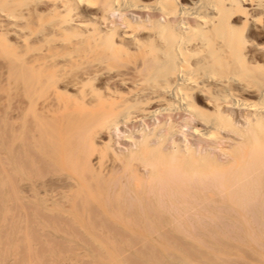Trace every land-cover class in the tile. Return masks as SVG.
Returning a JSON list of instances; mask_svg holds the SVG:
<instances>
[{"label":"bare ground","instance_id":"6f19581e","mask_svg":"<svg viewBox=\"0 0 264 264\" xmlns=\"http://www.w3.org/2000/svg\"><path fill=\"white\" fill-rule=\"evenodd\" d=\"M29 1L0 0V17L7 24V29L12 31L11 34L15 33L22 44L26 46L29 38L38 44L31 54V64L37 68L38 72L36 84L39 81V85L51 88L56 112L63 118V122L62 118L57 120L54 127L56 154H53L56 157L62 155L64 160L75 165L78 185L88 188L83 197L95 198L100 202L103 213L112 219L117 218L123 221L128 218L136 221L141 217L133 214L127 216V213L118 206L125 187L144 200H154L156 213L162 209L161 207L164 208L165 202L167 212L171 213L170 215L173 214L176 219L180 209L182 212L187 211L194 206L191 203L193 204L196 200L200 202L196 199L189 203L195 197L200 196L211 200L216 196L226 201L225 205L234 206L240 214L243 212L247 214L249 209L245 211L246 207L250 203L252 207H255L254 200L256 203V201L259 202L257 197L261 195L264 197V0H146V2L101 0L102 6L98 8L99 10L97 9V12L87 11L84 16L78 9L84 5L91 8L93 0H54L50 6L48 5L46 13L56 17L45 25L47 30L45 33L35 31L34 34L28 25L30 11L34 10L29 8ZM135 11H146L145 14H148L134 20L127 16L128 13H135ZM110 12L123 15L119 16V23L113 20L111 26L105 23ZM34 14L33 21L42 22L40 17L42 13L35 11ZM244 29L253 31L258 38H251L249 34H244ZM3 37L0 33V39L4 40ZM261 48L263 51L260 50ZM87 69L90 71L87 72ZM74 71H76L75 74H72ZM70 72L72 75L70 74L71 77L66 80ZM99 76L105 78L104 86L102 85L101 88L94 86V80ZM63 81L71 87L72 92L58 88V83ZM224 105L246 109V111L250 109L251 112L247 114L248 122L245 121L246 126L236 125L231 112L223 109ZM149 118L153 119H151L150 127L145 128L142 124L141 128L138 127L137 136H133L131 131L125 133L123 143L120 142V136L115 137L116 126ZM62 126L63 137L61 138ZM225 133H227L226 136H224ZM230 133H234L233 135L237 138L232 139ZM42 138L41 141H43ZM225 139L231 143L221 144L226 142ZM115 142H118V145L123 144L120 145L123 147L119 146V152L114 146ZM202 142L204 147L208 146L207 149L203 150V147L201 149ZM213 149L228 156V159L220 161L212 153ZM44 150L47 151V149ZM93 152L96 154L91 159ZM109 152H112L111 157L110 154L107 156ZM106 156L109 162L105 160ZM116 181L122 182L124 189H117L112 196H105L106 184H114ZM115 185L117 183L113 186ZM125 193L127 197L124 198L128 199L130 195L124 191ZM107 198L111 199L114 205L118 203L117 208L109 210L103 204L107 203L101 202L104 199L107 201ZM129 199L131 200V197ZM123 200V203H128ZM129 203L126 205L132 207L136 202ZM196 203L198 205V202ZM262 203L259 202L257 205L260 206V211L264 209L261 207ZM177 205H181V208H177ZM131 207L127 206L128 210L132 211L133 207ZM137 207V211L147 214L146 208L142 211L139 205ZM256 207L253 213L258 214L259 210ZM232 208H227V212L228 209L233 212ZM209 214L212 215V213ZM99 215L103 216L101 213ZM148 215L144 217V222ZM195 215L197 214L193 216ZM207 215L205 217L208 219ZM212 216L215 217V214ZM174 217L172 216V219ZM184 217L191 218L185 213ZM93 219L97 217H93L92 221ZM201 219L202 222H206L203 218ZM213 219H209V225ZM236 220L235 223H237ZM253 220L256 221V219ZM255 221L253 222L256 223ZM96 222L95 220L94 223ZM147 222L150 224L149 221ZM178 222L175 224L177 225ZM223 222L221 221L222 226L230 225L227 226ZM260 222L262 221L258 220V223ZM135 224L137 225V222ZM135 224L132 223V225ZM233 225L231 228L234 227ZM159 227H161L160 223ZM196 229L194 228L195 231ZM119 230L116 228V232ZM162 230L166 231V228L163 227ZM95 232L94 235H97ZM195 233L197 235V232ZM195 233L192 234L195 235ZM250 233L249 231L248 234ZM167 235L170 236L168 233ZM172 236L175 240L176 236ZM250 237H252L251 234ZM250 237L247 235V238L250 239ZM96 238H93L90 243L96 244L97 248L93 252L99 259L98 264H133L131 255H129L130 262L127 252L124 253L119 243L113 244L112 241L104 244ZM201 239L199 242H202ZM126 243L131 246L129 240ZM137 245H134L137 248H131L132 251L145 257H142L140 262L135 260L134 264H194L195 257L192 252L197 249V247L193 250L188 249L190 251L188 252L187 248L184 249L185 247L182 246L183 244L181 245L183 248L177 245L174 248L157 246V251L150 256L142 252L143 244L141 249ZM189 246L191 244L188 248ZM193 246L194 244L191 247ZM197 254L204 259V252ZM207 256L210 255H205V258L209 259ZM201 264H203L202 261Z\"/></svg>","mask_w":264,"mask_h":264},{"label":"rangeland","instance_id":"374dc122","mask_svg":"<svg viewBox=\"0 0 264 264\" xmlns=\"http://www.w3.org/2000/svg\"><path fill=\"white\" fill-rule=\"evenodd\" d=\"M52 1H54V0H51V1L50 0H36V1L30 0L29 1V3H28L29 8H34V10L37 13H42L40 15L42 22H38V21H33V20H35L33 18V15H35L34 14L35 11L34 10L30 11V14L28 16L30 22L28 25H29V28L31 29V31L33 32V34L36 32L45 33L47 31L45 25L50 23L53 20V18L56 17V15L52 16L51 13H46L47 7L50 6V3ZM143 1L146 2V0H143ZM84 6H82L78 9L80 14L83 16L87 13V11H96L97 12L99 10L98 8H101V6H102V1L101 0H93V6H91V8L89 6L88 7L87 6L84 7ZM145 12L135 11V13L134 12H132L131 14L128 13L127 16L131 17V19L134 20V19H138L141 16H145V15L147 16L148 13L145 14ZM110 13L111 14L108 13V15H109L108 19L110 18V20L107 19L105 23H108V26H111L113 24V21L119 23L120 17H122L123 15L120 16V14H118V12H113V13L110 12ZM140 13H142V14L140 15ZM0 20H1V17H0ZM7 28H8V26H7V24H5V21L1 20L0 33L3 34V36H4L3 38H5L4 39L5 41L3 39H0V45H1L0 46V264H74V263L75 264H82V263L83 264H98V263H100L99 259L96 258L97 256L93 252L94 249L97 248L96 244L94 242L90 243L91 241H93V238L95 239L97 237V235H98V237L96 239L100 240L104 244L107 242H112V241H113L112 242L113 244L119 243V245L122 246L124 253L127 252L126 255L128 257H129V255H131L132 262L134 261L133 264L136 263V261L140 262V260H142L141 258L145 257V256H142V255L137 254L136 252L132 251L131 248H137L136 246L134 247V245L135 244L137 245L138 243H139L138 244L139 246L137 245L138 248H140L143 244V246H142L143 251L142 252H144L150 256L152 255V253H155L157 251L156 250V249H158L157 246H160V247L166 246V247H173L174 248L177 245V247H180V248H183V247H185L184 249L187 248L186 250H188V249L193 250V249H196V247H197V249L200 252H197L198 251L197 249H196V251L194 250V252H192V253H194L193 255H194L195 259L197 260V262L195 259H193L194 257L191 255V258L193 259L194 264H196V263L201 264V261L203 264H209V263L210 264H213V263L214 264L215 263L216 264H251V263L252 264H260L261 262H262L261 264H264V260H263L264 259V214H263L264 209H261V211H260V206H257L259 204V202L262 203V200H263L261 207L262 208L264 207L263 206L264 205V197H262L263 195H261V197L259 196L260 198L257 197L258 198L257 200H259V202L256 201L257 204L254 203L255 200H254V202L252 201L253 205L255 204V207L257 206L256 209L259 210L258 214L253 213L254 212L253 209L255 207L254 206L252 207V203H250L249 206L246 207L247 209H245V211L249 209L248 212H246L247 214H245L244 212H243V214H240L234 206H232V205L230 206L228 204L225 205L226 201H224L223 199H219L218 197L214 196L213 197L214 200L213 199L208 200V199H204V198L199 196V197H197V198L195 197L194 199L189 201V203H191V202H193V200L199 199L200 202L198 200H196V202H198V205L194 201L195 204L191 203V205H194L193 207H191V209H187V211L184 210L183 212L180 209L179 213H177V219H176V217H174L173 214L170 215L171 213L167 212V210H166L167 206H166L165 202L163 204L164 208L161 207L162 209L158 210L156 213V211H154L155 210L154 200H152V199L151 200L150 199L144 200L141 196H139V197L136 196V194L134 192L128 191L129 189H126V187H125L124 191H126L130 195L131 200L129 199L130 197H128V199L124 198V197H127V194L126 193L124 194V191H123V197H121V199H120L121 202L119 201L120 205H118V206L122 209V211L124 213H127L126 214L127 216L132 215V214L138 215V217L141 216L140 219H136V221L131 220L130 218H128L125 221L117 219V218L112 219L101 211L102 207H101L100 202H98V200H96L95 198L94 199L93 198L87 199V198L83 197L85 192H87L88 188H87V186L83 187V186L78 185V183L76 181V177H75L77 174V172L74 170V169H76L75 165L70 164L68 160H64V157L62 155H60V157H58V156L56 157V155H54V154H56L54 151V140H55L54 136L56 135L55 134L56 132L54 131V127H55L57 120H60L62 117L59 113L56 112V105H55L54 100L52 99V95L50 92L51 88L48 89L44 86L39 85V83H40L39 81H37V84H36V78H37L38 72H37V68L33 67V65L31 64V54L35 51V48L38 44H37V42H34L31 38H29V41H28L27 45L25 46L15 36V33L11 34L12 31L8 30ZM244 34H246V35L249 34L248 36H250L251 38H258L256 35H254L256 33L253 34V31H250V30L248 31V30L244 29ZM32 38H34V37H32ZM260 50L263 51V48H261ZM86 71L88 72L90 70L87 69ZM75 72L76 71H74V73H72V72L68 73L66 80H68L72 74H75ZM104 79L105 78L101 77V76L96 77L94 80V83H95L94 86L97 88H101L102 85L104 86V84H103V81H105ZM64 84H65V86H63ZM68 87H70V86H67L66 81L58 83V88L66 89L67 92H72L71 87H70V89ZM251 99L254 100L253 97H251ZM42 100H43V102H42ZM231 107L232 106L224 105L223 109L226 111L228 109V112L229 113L231 112L232 118L235 121L236 125H239V126L241 125L242 127L244 125L246 126V124L248 122L247 114L249 112H251L250 109H247V111H246V109L236 108V107L231 108ZM28 110H29V112H27ZM52 113H54V114H52ZM176 118H177V115H176ZM241 118H242V120H241ZM52 119H54V120L52 121ZM151 119L152 118H149L148 120L147 119L146 120L141 119V120H139L140 122L137 120L135 122L132 121V122L123 123V125L120 124V125H118V127L117 126L115 127V130H116V131L114 130V132L116 134L115 137L120 136V139L122 140V141L120 140V142L123 143V136L125 135V133L127 134L128 132L131 131L134 134L133 136H137L138 135L137 130H139V128L142 127V124L145 125V128L150 127V125L152 123L151 121L153 120V119L152 120ZM61 121L63 122V118L61 119ZM245 121H247V122L245 123ZM44 122L47 123L48 125L45 124ZM147 122H149L150 124H148ZM39 123L40 124L43 123V125L42 124L40 125ZM51 123H53V124H51ZM146 123H147V125H146ZM28 124H30V125H28ZM46 129H47V131H46L47 134L45 133ZM183 129H185V127H183ZM62 132H63V126L61 127V131H60V137L61 138L63 137ZM49 133H51V134H49ZM226 134L227 133H225L224 136H226ZM233 134L234 133H232V134L230 133L231 138L236 139L237 136L233 135ZM21 135H22V137H21ZM40 135H41V137H43L42 138L43 141H41V137H39ZM46 136H47V138H46ZM36 139H38V140H36ZM50 139H52V141ZM104 140H105V138H104ZM226 140L227 139H225V141ZM40 141L42 142L41 144H40ZM43 142L45 144H43ZM228 142L231 143V141H226V142H221V144H223V143L229 144ZM117 143L118 142H115L114 146L116 149L118 148L117 149V151H118L119 146L123 145V144L121 143L118 145ZM202 143L200 144L201 146L199 145L201 147V149H202V147H203V150L207 149L208 146L204 147L203 146L204 142H202ZM14 144H15V147H14ZM205 145H206V143H205ZM120 147H123V146H120ZM197 147H198V145H197ZM200 147H198V148H200ZM12 148H14V149H12ZM44 149H47V151ZM30 150H33V151H30ZM17 151H20V152H17ZM212 153L215 154L216 157L220 161H226L228 159V156H224L218 150L213 149ZM95 154H96V152H93V154H91V159L95 156ZM109 154L111 157L112 152H109L107 156H109ZM107 156H106L105 160H107ZM6 174H7V176H5ZM4 182H5V184H4ZM2 183H3V185H2ZM115 183H117V185L113 186ZM115 183L114 184H109V183L106 184V188L104 187L105 196H107V197L110 195L112 196L113 193L117 192V189L118 190L124 189V187H123L124 185L121 184L122 182L116 181ZM121 185H122V188H121ZM110 192H112V193L110 194ZM132 194H134V195H132ZM81 196H82V198H80ZM75 198H77V199H75ZM123 198L128 203L131 202L132 204H134L136 202L137 205H139V207H140L139 209L142 211L144 210V208L147 209L146 213L149 215H148V218L146 219L145 222H144V217L147 214H145V212L137 211L136 209H138V207H137L136 203L134 205H132V207H133L132 211L128 210V208H130L131 205H126V204H128L126 202L123 203L122 202ZM260 199H262V200H260ZM106 200L107 201H105V199H104V201H101V202L102 203L106 202L107 204H105V203H103V204L105 206H107V208L109 210L113 209L114 207L117 208L118 203L114 205V203L113 204L111 203L112 202L111 199L109 200L107 198ZM216 200H217V202H213ZM81 201H82V203H81ZM145 201H146V203H145ZM205 201H207V202H205ZM208 201H209V203H208ZM92 202H93V204H92ZM203 202H205V203H203ZM88 203H89V205H88ZM131 203H129V204H131ZM221 203H224V204L220 205ZM111 204L114 206L112 207ZM144 204H146V205H144ZM199 204H201L200 205L201 206L200 208H202L201 210L199 208ZM208 204L210 206H213V207H211V208L208 207L209 206ZM91 205H93V206H91ZM127 206H128V208H127ZM170 206H171V203H170ZM220 206H221V208H220ZM92 207L94 210L92 209ZM176 207L181 208V205L180 206L177 205ZM224 207H226V208H224ZM125 208H126V210H125ZM203 208L205 209L206 213L204 212ZM227 208H232L233 210H231V211H233L234 213L230 212L229 209L227 212ZM202 210H203V212H201ZM93 212H95V214ZM99 213L103 214L104 217L99 215ZM184 213L187 214L188 216H190L193 220H190L191 218L184 217ZM192 213L197 214V215H195L196 217L193 216L194 214H192ZM199 213L200 214L203 213V214L200 215ZM209 213H212V215L215 214V217ZM236 213H238V214H236ZM260 214H261V216H260ZM47 215H49V216H47ZM92 215H93V217H97V219H93L94 222H95V220L97 221L96 223H94L92 221V218H93ZM158 215H160V216H158ZM206 215H207V217H209L208 219L205 217ZM28 216H29V218H28ZM172 216L174 217L173 219H172ZM155 217L158 219L160 218L159 221H161V222H159L158 219L155 220L154 219ZM161 217L164 219H162ZM198 217L203 218V220L206 221L205 222L206 224L204 223V221L202 222L201 218H198ZM217 217L219 219L218 220L219 222L217 221ZM222 217L224 219H222ZM249 217H250V219H249ZM178 218L181 221L178 220ZM211 218L212 219L214 218L213 220H215V219L216 220L214 221L215 223H213V220H212L211 224L209 225L208 222L210 223L209 219H211ZM232 218H234V220ZM251 218H252V221H251ZM185 219L190 220V221H186ZM228 219H230V220H228ZM253 219H256V221ZM257 219L262 221V222L258 223ZM235 220L237 223H235ZM244 220H245V222H244ZM64 221H66V222H64ZM119 221H122V222H119ZM147 221H149L150 224ZM221 221H224L223 224L225 223V224H227V226H228V224H230V225L228 227L222 226ZM229 221L233 222L234 225ZM253 221H255L256 223H254ZM112 222H113V224H112ZM136 222H137V225L135 224ZM177 222H178V224L176 225L175 223H177ZM188 222H190L191 224H189ZM197 222H199V223H197ZM200 222L203 224L202 226L199 225V224H201ZM227 222H229V223H227ZM250 222H251V224H250ZM125 223H127V224H125ZM132 223L135 225H132ZM159 223H160L161 227H159ZM107 224H109V225H107ZM121 224H123V225H121ZM146 224H147V228H145ZM148 224L151 225L150 227H152V229H150ZM240 224H241V226H240ZM217 225H218V228H217ZM232 225L234 226L233 228H231ZM247 225H249V226L247 227ZM162 226L164 228H166V231L162 230V228H163ZM235 226H237V228ZM107 227L108 228L113 227V228L108 229ZM177 227H179V228H177ZM204 227H206V228H204ZM221 227L228 229L229 231L222 229ZM90 228L91 229L93 228V229L91 230ZM116 228H117V230H118V228L120 229L119 232L118 231L116 232ZM127 228H128V230H127ZM155 228H156V230H155ZM194 228L195 229L197 228L198 230L196 229V231H195ZM147 229H149V231ZM181 229L184 231H182ZM93 230L97 232V235L96 234L94 235ZM111 230H114L115 233H114V231H111ZM152 230H155L153 232H156L157 234L155 235V233H153ZM33 231H34V233H33ZM120 231L122 234L120 233ZM209 231H210V233H209ZM249 231L251 232L250 234L253 238L250 237V234H248ZM91 232H92V234H91ZM195 232H197V235ZM199 232H200V235H199ZM230 232H232V233H230ZM116 233H118V235H116ZM126 233H127V236H126ZM167 233L170 234V236H168ZM192 233H195L197 238ZM202 233H203V235H202ZM142 234H144L143 235L144 238H143V236H140ZM246 234L250 237V239L247 238ZM166 235L169 238H167ZM172 235L176 236L175 240H174V237ZM23 236H25L26 238ZM94 236H96V237H94ZM205 236L207 237V239ZM146 237H147V239H146ZM215 237H217V238H215ZM112 238H114L115 241ZM122 238H124V239H122ZM201 238H203V239H201ZM251 238L253 240H251ZM200 239L202 242H199ZM215 239H217V241L220 243H218ZM219 239H220V241H219ZM128 240L131 242V246L129 243H126ZM177 241H179L180 243H178ZM174 242H177V243L174 244ZM181 242H183V243H181ZM207 242H208V244H207ZM125 243H126V245H125ZM195 243L197 245H195ZM223 243H225V244H223ZM190 244H191V246L194 244V246L193 247L189 246V248H188V245H190ZM202 244L203 245L205 244V246H202ZM214 244H216V245L214 246ZM144 245H145V247H144ZM181 245L183 247H181ZM43 246H45L47 248H45ZM204 247H207L208 249L204 248ZM214 247H215V249H214ZM210 248H212V249H210ZM217 248H219V250H221L222 252L218 251ZM238 248H241L242 250L240 249L241 250L240 251V250H238ZM209 249H210V251H209ZM213 249H214V251H213ZM227 250H228V252H227ZM188 252H190V251L188 250ZM203 252H204V259L202 256L199 257L200 255L197 254V253L203 254ZM12 253H13V255H12ZM205 255H210L207 257H209V259H211V260H209L208 258L206 259ZM218 256L223 257L224 259L221 258L222 259L221 260L220 257H218ZM131 257H129V261H130ZM212 259H214V260H212Z\"/></svg>","mask_w":264,"mask_h":264}]
</instances>
